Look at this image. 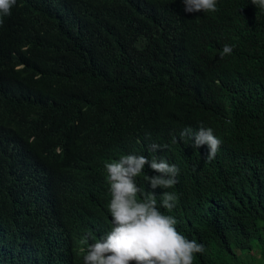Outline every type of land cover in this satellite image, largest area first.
Masks as SVG:
<instances>
[{"label": "trees", "instance_id": "16d2710c", "mask_svg": "<svg viewBox=\"0 0 264 264\" xmlns=\"http://www.w3.org/2000/svg\"><path fill=\"white\" fill-rule=\"evenodd\" d=\"M186 127L213 129V159ZM125 155L178 167L155 194L177 195L161 211L205 246L193 264H264V8L17 0L0 26V264H84L112 227L105 165Z\"/></svg>", "mask_w": 264, "mask_h": 264}, {"label": "clouds", "instance_id": "9594fccd", "mask_svg": "<svg viewBox=\"0 0 264 264\" xmlns=\"http://www.w3.org/2000/svg\"><path fill=\"white\" fill-rule=\"evenodd\" d=\"M186 13L216 12L217 0H182ZM252 4L264 8V0H252ZM17 0H0V26L4 17L11 15ZM234 46L225 44L224 54H231ZM193 141L194 148L207 145L205 157H215L221 141L213 129L200 127L193 131L186 127L180 133ZM152 151L162 146L152 144ZM154 175L145 174L149 191L138 186L136 177L145 169ZM110 185L111 200L108 210L112 218L110 231L88 246L84 264H193L194 254L203 253L205 246L189 240L180 233L178 221L166 215L161 208L172 211L178 197L174 192L165 191L158 205L156 189H170L178 183L179 169L164 158L149 160L145 156L125 155L105 165ZM139 196V198H138ZM85 237L82 243H87Z\"/></svg>", "mask_w": 264, "mask_h": 264}, {"label": "rangeland", "instance_id": "374dc122", "mask_svg": "<svg viewBox=\"0 0 264 264\" xmlns=\"http://www.w3.org/2000/svg\"><path fill=\"white\" fill-rule=\"evenodd\" d=\"M255 257L260 261V263L262 262V254H261V250H259L258 248H255L253 250ZM263 263V262H262Z\"/></svg>", "mask_w": 264, "mask_h": 264}]
</instances>
